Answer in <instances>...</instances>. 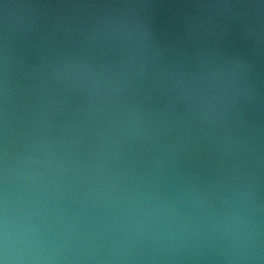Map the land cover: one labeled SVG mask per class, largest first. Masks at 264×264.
I'll list each match as a JSON object with an SVG mask.
<instances>
[{
  "label": "water",
  "instance_id": "water-1",
  "mask_svg": "<svg viewBox=\"0 0 264 264\" xmlns=\"http://www.w3.org/2000/svg\"><path fill=\"white\" fill-rule=\"evenodd\" d=\"M0 264H264V0H0Z\"/></svg>",
  "mask_w": 264,
  "mask_h": 264
}]
</instances>
